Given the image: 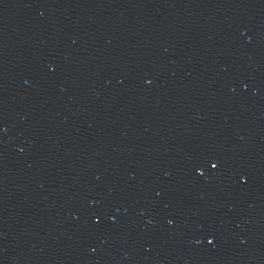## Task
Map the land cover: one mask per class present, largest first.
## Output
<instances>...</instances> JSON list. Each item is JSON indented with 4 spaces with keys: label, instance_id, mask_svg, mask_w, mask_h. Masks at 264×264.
<instances>
[{
    "label": "water",
    "instance_id": "95a60500",
    "mask_svg": "<svg viewBox=\"0 0 264 264\" xmlns=\"http://www.w3.org/2000/svg\"><path fill=\"white\" fill-rule=\"evenodd\" d=\"M0 264H264V0H0Z\"/></svg>",
    "mask_w": 264,
    "mask_h": 264
}]
</instances>
